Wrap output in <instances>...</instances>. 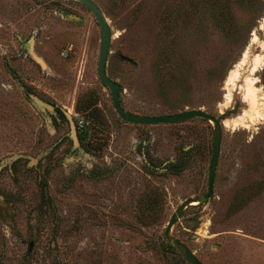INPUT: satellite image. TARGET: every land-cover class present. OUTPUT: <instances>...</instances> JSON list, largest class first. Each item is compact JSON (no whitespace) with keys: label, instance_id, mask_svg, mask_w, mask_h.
Instances as JSON below:
<instances>
[{"label":"rangeland","instance_id":"374dc122","mask_svg":"<svg viewBox=\"0 0 264 264\" xmlns=\"http://www.w3.org/2000/svg\"><path fill=\"white\" fill-rule=\"evenodd\" d=\"M94 1L124 109L221 119L212 194L171 233L204 264H264V0ZM99 44L76 0H0V264H189L163 231L206 190L212 122L123 121L97 74ZM65 112L76 134L83 120L78 147Z\"/></svg>","mask_w":264,"mask_h":264},{"label":"water","instance_id":"95a60500","mask_svg":"<svg viewBox=\"0 0 264 264\" xmlns=\"http://www.w3.org/2000/svg\"><path fill=\"white\" fill-rule=\"evenodd\" d=\"M83 4L94 16L96 19L99 29H100V44H99V52L97 59V74L102 82L108 87L111 95L112 105L118 114V116L125 122L133 123V124H142V125H154V124H172L177 122H182L188 120L190 118L199 117L203 118L209 122H212L213 127V137H212V149H211V158L208 167L207 174V187L206 190L199 195H192L185 199H183L172 212L169 220L167 221L163 235L166 242L171 245L189 264H204L197 255L180 239L174 236L171 233V228L173 224L176 222L179 214L188 206L198 205L205 202L212 194L213 190V180L215 176V170L217 165V159L219 155L222 127H221V119L213 115L212 113L201 109V108H190L184 109L177 112L172 113H164L157 115H148L141 114L136 112H131L123 108L119 100V89L120 85L117 81L113 80L108 76L105 63L109 51L110 40H111V31L109 24L106 21V18L101 11L100 7L94 0H76ZM30 100L35 104V106L41 111H53L54 105L50 104L37 95L27 94ZM65 116L69 122V137L72 140L73 147L79 146V139L76 134L75 125L71 119V117L65 112ZM47 151L39 154V157L46 154ZM34 160V159H33ZM36 160V159H35Z\"/></svg>","mask_w":264,"mask_h":264},{"label":"trees","instance_id":"16d2710c","mask_svg":"<svg viewBox=\"0 0 264 264\" xmlns=\"http://www.w3.org/2000/svg\"><path fill=\"white\" fill-rule=\"evenodd\" d=\"M77 134H78V138L80 139V140H82V139H84L85 137H86V130H83V127H81V128H77ZM150 156V155H149ZM149 156H147V162H146V164H147V166H151V167H156V166H154V162H152L151 161V158H149ZM180 161V160H179ZM169 164L167 165V168H168V166H171L172 168H171V170H172V172H174V173H178L181 169H182V167L184 166V163H182V162H168ZM170 247H172L171 245H169ZM173 248V247H172ZM174 249V248H173Z\"/></svg>","mask_w":264,"mask_h":264},{"label":"flooded vegetation","instance_id":"af4514ba","mask_svg":"<svg viewBox=\"0 0 264 264\" xmlns=\"http://www.w3.org/2000/svg\"><path fill=\"white\" fill-rule=\"evenodd\" d=\"M26 92V91H25ZM57 111V116H55V119L58 121L59 120V118H58V116H60V113H59V109H58V107H55V105H54V110L53 111H46V112H54V111ZM46 112H44V113H46ZM54 114V113H53ZM78 132V131H77ZM78 135V134H77Z\"/></svg>","mask_w":264,"mask_h":264},{"label":"built area","instance_id":"2783aa9c","mask_svg":"<svg viewBox=\"0 0 264 264\" xmlns=\"http://www.w3.org/2000/svg\"><path fill=\"white\" fill-rule=\"evenodd\" d=\"M76 125H77V128H81V127H83V120H82V119H79V120L77 121Z\"/></svg>","mask_w":264,"mask_h":264},{"label":"bare ground","instance_id":"6f19581e","mask_svg":"<svg viewBox=\"0 0 264 264\" xmlns=\"http://www.w3.org/2000/svg\"><path fill=\"white\" fill-rule=\"evenodd\" d=\"M257 69V68H256ZM228 82H230V80H228ZM229 92V91H228Z\"/></svg>","mask_w":264,"mask_h":264}]
</instances>
